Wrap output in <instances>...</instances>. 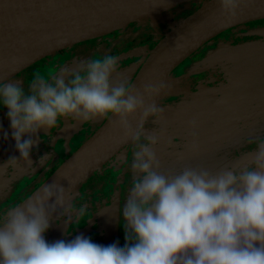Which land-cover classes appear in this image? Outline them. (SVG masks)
Listing matches in <instances>:
<instances>
[{
    "label": "clouds",
    "instance_id": "1",
    "mask_svg": "<svg viewBox=\"0 0 264 264\" xmlns=\"http://www.w3.org/2000/svg\"><path fill=\"white\" fill-rule=\"evenodd\" d=\"M251 4L219 0L222 24L240 19ZM119 63L111 54L90 56L50 78L37 74L27 89L19 81L0 83V108L19 154L0 164V172L31 165L39 133L61 118L110 119L122 133L118 142L133 147L132 184L119 209L125 243L101 245L82 233L48 242L53 214L73 194L53 179L0 222V264H264V139L249 140L254 147L216 170H163L157 149L165 130L146 126L166 124L157 100L167 86L131 85ZM0 135L9 139L2 124Z\"/></svg>",
    "mask_w": 264,
    "mask_h": 264
},
{
    "label": "rangeland",
    "instance_id": "2",
    "mask_svg": "<svg viewBox=\"0 0 264 264\" xmlns=\"http://www.w3.org/2000/svg\"><path fill=\"white\" fill-rule=\"evenodd\" d=\"M194 1H189L174 7V12L165 11L162 15L127 25L119 31L120 39L112 44V48L120 50L125 48L126 43L136 40L133 29L141 24L143 26L147 25L150 22H152L151 27L159 28L158 30L160 32L157 34L156 40L160 41L168 33L169 29H172L177 23L196 12L198 10L197 8L202 7L208 0ZM193 4H196V7ZM164 24L167 26L163 27ZM92 43L94 47L96 42ZM93 47L87 48L86 42H81L67 48L66 51H69V54L72 51L76 52V56L73 57L75 61H80L90 56L106 55L108 53V49L92 51ZM229 47L224 46L223 48L230 49ZM60 55L61 52H58L44 57L8 80L19 81L27 89L37 74L48 77L50 71L57 70L60 72L69 66L68 63H65L63 66L54 63V60L59 58ZM142 60L144 62V58ZM142 60L122 74L123 77L129 80L130 84L136 76V72L139 71L143 64ZM201 67L210 74L217 72L226 73V78L230 83L229 90L219 95L218 100L211 105H209L210 102L205 97L198 99L194 105L189 100H185L173 107V111L170 110L169 113L164 110L166 124L157 125L150 122L146 126L148 129L154 131H159L162 127L165 128V138L161 141V144L165 142L169 143V141L172 142L174 138L184 131L191 135H186L189 141H187L185 148L181 149L180 146H174L173 144L171 147H169V144L166 145V147L173 149L172 155H163V152H160L158 149L157 154L158 157L160 156L159 160L165 171L176 170L183 166H204L216 170L236 162V158L241 153L247 152L254 147L255 142H249V140L264 139V39L246 47L243 46L234 49L231 52H224L220 49L212 50L205 58L197 61L192 69ZM171 79L172 76L168 79L166 83L167 88L159 98L160 100L167 97L173 98L172 96L175 95L174 88H169ZM205 106L209 107L205 108ZM2 110L3 113L7 112L6 109L2 108ZM104 120L105 118L91 121L92 132ZM193 120L197 122L196 128L199 129V132L195 129L194 134L191 130V122ZM7 131L9 132V130ZM11 139L10 133L8 140H4L3 136H0V164L7 161L12 154L11 152L15 149V142ZM128 149L126 148L110 161L109 166L114 168L121 166L120 162L127 154ZM175 155L176 157H173ZM4 173L0 172V182L3 181ZM121 176L124 178L126 174L124 173ZM9 191L11 189H8L7 193ZM76 194V192L72 194V199L67 207H61L53 214V222L45 236L47 241L70 240L73 238V235L80 233L101 245H109V240H115V238H120L125 241L122 217L119 209L121 205L123 206L127 193L125 199H122L121 204L115 197L116 199L114 198L115 200L111 204L105 205L100 209L99 213L95 214L94 220H91L87 214L86 223L84 222L82 224L83 227L81 225L78 230L67 234L66 230L71 223L77 222L79 223L78 226L81 224L79 222L80 219L68 217L60 225L63 211L65 208L68 209L70 207ZM3 198L5 199V195ZM97 223L99 226L96 230ZM73 227L74 224L71 226V230ZM99 232L100 235L101 233L103 234V237L107 241H104L105 238L98 236Z\"/></svg>",
    "mask_w": 264,
    "mask_h": 264
},
{
    "label": "water",
    "instance_id": "3",
    "mask_svg": "<svg viewBox=\"0 0 264 264\" xmlns=\"http://www.w3.org/2000/svg\"><path fill=\"white\" fill-rule=\"evenodd\" d=\"M189 1L194 0H0V83L73 44L162 15ZM258 7L264 8V0H252L244 13ZM258 19L264 16L226 27L222 24L219 0H208L149 50L131 85L160 81L166 85L172 73L205 43L234 26ZM219 27L226 28L219 31ZM147 51L146 46L135 48L118 58L122 62ZM121 135L117 125L108 119L43 186L55 179L79 193L82 184L131 145L119 143Z\"/></svg>",
    "mask_w": 264,
    "mask_h": 264
},
{
    "label": "flooded vegetation",
    "instance_id": "4",
    "mask_svg": "<svg viewBox=\"0 0 264 264\" xmlns=\"http://www.w3.org/2000/svg\"><path fill=\"white\" fill-rule=\"evenodd\" d=\"M193 5L196 7V4ZM197 9H199V7ZM174 10L175 9L173 8L168 11L174 12ZM151 25L152 22L144 26L141 24L140 26L133 29V33L136 35V40L126 43V47L123 48L124 50L112 48V44L120 39L119 31L122 29L82 42H86L87 48L93 47L92 42H96L92 48V51L108 49L107 54L115 55L117 57L123 54L125 51L146 46L148 50L147 53L119 63V69L122 75L127 72V70L130 69L134 64H138L142 58L145 60L149 54V50H152L159 43V40H156L157 34L160 32L158 30L159 28H153ZM164 26L167 25L164 24L163 27ZM263 30V23L249 21L234 26L223 32L224 34L218 35L217 37L205 43L172 73V79L169 88H174L175 95L172 96L173 98L167 97L160 100L158 103L161 104L164 107V110H166L168 113L170 110L173 111V107L185 100H189L190 103L194 105L198 99L205 97L210 102L209 105L215 103L218 100L219 95L224 94L229 90L230 83L226 78V73L217 72L210 74L202 67L198 69H192V67L197 61L205 58L212 50L220 49L224 52H231L234 49L243 46L246 47L252 43L261 41V39H263L261 38V31ZM74 45L75 44L69 47ZM224 46H230V49H224ZM67 48L59 51L61 52V55L59 58L54 60L55 64L63 66L65 63L72 65L74 62H76L73 58L76 56V52L72 51L69 54V51H66ZM58 73L59 72L57 70L50 71L48 77L50 78ZM137 74L138 72H136V76ZM135 77L132 79V82L134 81ZM208 107L209 106H205V108ZM107 120L108 118H105L104 122L94 132H92L91 121L77 122L72 118H61L54 128L42 130L38 136L40 141L39 149H34L32 152L33 163L28 166H22L20 169L10 168L4 173L3 181L0 182V222L3 221L7 215V212L12 207L25 202L26 199L32 195L35 188L39 187L47 177L53 174L64 163V161H66L84 142H86L97 130H99ZM0 124L3 125L5 130H9V133L11 134L10 122L6 113H3L2 108L0 109ZM195 129L199 132V129ZM191 130L194 134L195 131L193 128H191ZM186 135L190 134L186 133L185 131L182 132L179 136L173 139L172 144L174 146H180L181 149L185 148L187 141H189L187 140ZM167 144L169 143L165 142L160 144L158 149L160 152H163V155H172L173 149L166 147ZM128 148L126 161L123 162V165L114 168L109 166L110 162L105 164L103 167V176L106 178L104 181H102V184H99L97 189H95V187L93 188L94 182H89V179L92 177L91 176L88 179L89 181L87 180L89 182L88 185H84V187L81 189V192L74 196L70 207L68 209L65 208L60 219L62 220L60 225H62V222L64 223L68 217L80 219V221H78L81 222L79 226V223L77 222L71 223L66 230L67 234L78 230L84 222L86 223L87 214V216H90L91 220H94L95 214L99 213L100 209H102L105 205L111 204L116 198L121 204L122 199H125L129 186L132 184L130 164L133 158V147L130 145ZM11 153V156H18L16 149H14ZM173 157H176V155ZM124 173L126 176L123 178L121 175ZM96 174H98V172L94 175ZM103 184H105L104 189H102ZM8 189H11L9 193H7ZM3 194L5 195V199L3 198ZM82 209L84 210V214L81 216L79 213ZM73 224L74 227L71 230V226ZM98 226L99 224L97 223L96 230L98 229ZM81 227H83V225ZM98 236L103 237V234L101 233L100 235L99 232ZM104 241H107V239L105 238ZM108 243H118L119 245L123 246L125 241L121 240L120 238H115V240H109Z\"/></svg>",
    "mask_w": 264,
    "mask_h": 264
},
{
    "label": "trees",
    "instance_id": "5",
    "mask_svg": "<svg viewBox=\"0 0 264 264\" xmlns=\"http://www.w3.org/2000/svg\"><path fill=\"white\" fill-rule=\"evenodd\" d=\"M251 22H261V23H263L264 24V19H258V20H253V21H251ZM264 31V30H263ZM263 31H261V38H264V32ZM225 32V31H224ZM221 34H224L223 32L222 33H220L219 35H221ZM218 36V35H217ZM216 36V37H217ZM215 38V37H214ZM103 169L101 170V171H99L98 172V174H96V175H94V176H92L88 181L89 182H94V185H93V188L95 187V189H97L98 188V185L99 184H102V181H104L105 180V176H103ZM52 175V174H51ZM50 175V176H51ZM50 176L49 177H47L46 178V180L45 181H43L42 183H41V185L39 186V187H37V188H35V190L33 191V193H32V195L30 196V197H32L36 192H38L39 191V189L43 186V184L50 178ZM88 181H86L84 184H82V186L80 187V189H79V193L81 192V189L84 187V185H88ZM104 187H105V184H103V186H102V189H104ZM30 197H28L26 200H28ZM24 203V202H23Z\"/></svg>",
    "mask_w": 264,
    "mask_h": 264
},
{
    "label": "bare ground",
    "instance_id": "6",
    "mask_svg": "<svg viewBox=\"0 0 264 264\" xmlns=\"http://www.w3.org/2000/svg\"><path fill=\"white\" fill-rule=\"evenodd\" d=\"M260 16H264V8L263 7H258L249 13H244L240 19L236 20L234 23L226 25V27H230V26L235 25L237 23H240L242 21L250 20L253 18L260 17ZM226 27H219L218 30L221 31V30L225 29Z\"/></svg>",
    "mask_w": 264,
    "mask_h": 264
}]
</instances>
